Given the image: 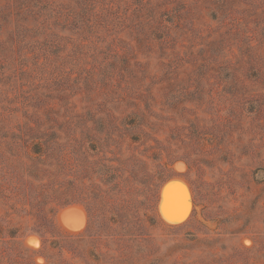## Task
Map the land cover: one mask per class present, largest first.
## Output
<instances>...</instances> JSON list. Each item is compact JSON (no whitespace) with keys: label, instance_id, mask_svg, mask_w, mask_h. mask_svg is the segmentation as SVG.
<instances>
[{"label":"rangeland","instance_id":"1","mask_svg":"<svg viewBox=\"0 0 264 264\" xmlns=\"http://www.w3.org/2000/svg\"><path fill=\"white\" fill-rule=\"evenodd\" d=\"M0 264H264V0H0Z\"/></svg>","mask_w":264,"mask_h":264},{"label":"water","instance_id":"2","mask_svg":"<svg viewBox=\"0 0 264 264\" xmlns=\"http://www.w3.org/2000/svg\"><path fill=\"white\" fill-rule=\"evenodd\" d=\"M176 181H182L180 178H177V177H172V178H169L168 180H166L163 185L160 187V190H159V194H158V201H157V212H158V216L160 218V220L165 223V221L167 222H173V218L170 217V215H167V214H161L159 212V204L161 202V200L163 201V204L166 205V208H169V206L171 205V202H172V199L170 197V194L169 192L165 193L163 195V198H161V192H162V189L164 186H166L168 183L170 182H176ZM166 224V223H165Z\"/></svg>","mask_w":264,"mask_h":264},{"label":"bare ground","instance_id":"3","mask_svg":"<svg viewBox=\"0 0 264 264\" xmlns=\"http://www.w3.org/2000/svg\"><path fill=\"white\" fill-rule=\"evenodd\" d=\"M174 195L170 194V197L172 198V197H174ZM172 205H174V204H172ZM177 208H179V207H177ZM177 208H175V206H174V208H172V207L165 208V209H163V213L164 214H167V215H170V217H172L173 220L176 219V218H183V217H185L186 216V212L183 211V210L177 209ZM67 225L70 228H72V229H77L78 227H80V224L79 223H75V222H73V223H67Z\"/></svg>","mask_w":264,"mask_h":264},{"label":"trees","instance_id":"4","mask_svg":"<svg viewBox=\"0 0 264 264\" xmlns=\"http://www.w3.org/2000/svg\"><path fill=\"white\" fill-rule=\"evenodd\" d=\"M37 149H38V146H36V145H35V147L33 146V147H32V153H33V154H39L40 152L37 151Z\"/></svg>","mask_w":264,"mask_h":264}]
</instances>
